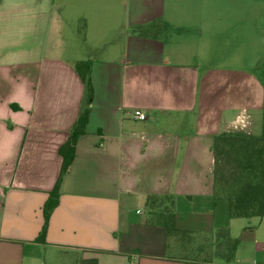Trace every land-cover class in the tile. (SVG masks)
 <instances>
[{
    "label": "crops",
    "instance_id": "obj_1",
    "mask_svg": "<svg viewBox=\"0 0 264 264\" xmlns=\"http://www.w3.org/2000/svg\"><path fill=\"white\" fill-rule=\"evenodd\" d=\"M195 1L0 0V264L60 253L78 264H226L214 256L222 229L237 239L229 264H264V216L233 230L212 151L216 134L261 128L264 0L214 11ZM79 61L90 63L89 97ZM84 108L39 242L58 147ZM150 195L167 197L184 233L166 234Z\"/></svg>",
    "mask_w": 264,
    "mask_h": 264
},
{
    "label": "trees",
    "instance_id": "obj_2",
    "mask_svg": "<svg viewBox=\"0 0 264 264\" xmlns=\"http://www.w3.org/2000/svg\"><path fill=\"white\" fill-rule=\"evenodd\" d=\"M74 69L81 81L84 83L87 96L91 92L90 82V63L79 61L74 65ZM259 80L264 88V66L260 69ZM87 109L84 108L78 115L69 130L66 141L58 147V154L61 157V166L58 178L49 192L43 204V224L36 238L42 242L48 216L52 208L56 205L58 196V183L62 174L66 171L74 156V146L79 135L84 132ZM218 144L220 148L228 149L234 156L235 162L239 165L243 176L232 188L224 192L218 188V181L214 176L215 197H222L227 201L228 218H250L264 216V90L262 101L261 128L258 135L245 134L242 132H223L213 136L212 151L215 154ZM226 147V148H225ZM215 174V173H214ZM165 196L150 195L147 197L146 204L149 212L158 216L166 234L185 231H178L173 224V213L170 203L165 201ZM167 202V203H166ZM237 239L229 238L226 229H222L217 234V242L214 246V256L226 264L231 263L234 257ZM94 259H88L87 263H94Z\"/></svg>",
    "mask_w": 264,
    "mask_h": 264
},
{
    "label": "rangeland",
    "instance_id": "obj_3",
    "mask_svg": "<svg viewBox=\"0 0 264 264\" xmlns=\"http://www.w3.org/2000/svg\"><path fill=\"white\" fill-rule=\"evenodd\" d=\"M113 2H120V0H113ZM239 0H237V3ZM176 7L183 8V9H192L196 6L195 0H176ZM201 3L203 4V7L206 8L209 11H214L216 9V5L218 3H221L222 5H225L229 3L231 6L233 3H235V0H201ZM224 3V4H223ZM262 3V2H260ZM257 2V10L262 13L260 17L261 23L259 26V30H264V14L263 11L258 9L262 5L264 7V4H260ZM215 13V12H214ZM263 57H264V51H263ZM264 59V58H263ZM259 132H257L254 135H258L260 133V127H258ZM223 146L222 144H218L215 150L214 154V173L216 176V179L218 181V188L223 189L224 192L232 188L238 180L240 179V176H243V172H240L239 165L235 162L234 156L228 152V149L220 148ZM226 148V147H225ZM256 221V217L251 218H239L236 220L238 223L236 226H233V230L235 228H239L241 224H252ZM43 264H78L76 257L71 253H60L56 255H50L43 256L42 258Z\"/></svg>",
    "mask_w": 264,
    "mask_h": 264
},
{
    "label": "built area",
    "instance_id": "obj_4",
    "mask_svg": "<svg viewBox=\"0 0 264 264\" xmlns=\"http://www.w3.org/2000/svg\"><path fill=\"white\" fill-rule=\"evenodd\" d=\"M130 117L134 120H144L146 118V115L143 111L139 109H134L130 115Z\"/></svg>",
    "mask_w": 264,
    "mask_h": 264
}]
</instances>
